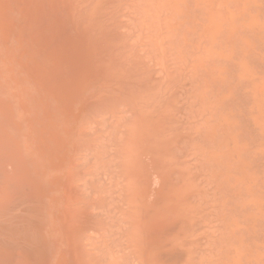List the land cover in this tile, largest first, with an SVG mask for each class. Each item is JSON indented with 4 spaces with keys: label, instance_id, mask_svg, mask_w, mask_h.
<instances>
[{
    "label": "bare ground",
    "instance_id": "1",
    "mask_svg": "<svg viewBox=\"0 0 264 264\" xmlns=\"http://www.w3.org/2000/svg\"><path fill=\"white\" fill-rule=\"evenodd\" d=\"M156 1L148 2L150 6L153 5V10H150L153 11L154 16L151 14L153 17L152 26L149 25L151 29H147L148 26H145L146 28L139 26L142 23L143 26L145 25L143 14L149 13V11L145 13L146 10L144 12L147 4V2L144 4V0H0V264H264V247L259 246V244H264V215H261L264 213V203H262L264 201L259 202L255 198V200L257 199L256 204H243L242 199L239 200L240 198L231 196L224 203L221 195L226 193L225 190H228L226 186L218 184L214 188L209 183L210 187L214 189H208L205 184L202 185L209 167H201V169L199 167L198 169L197 165L201 166V162L204 160L194 156L189 146L182 145L184 140L187 141L185 129L171 126L174 121L171 117L162 116L163 114L160 112L163 107L161 105H159L161 108L158 107V113L153 112V116L150 113L152 108L149 109L152 117H149V124H147V101H155L160 91L158 87L162 82L169 80L172 77V71H174L172 67L174 62L169 60L166 68L162 67L160 63L158 51L160 52L162 48L157 51L158 42H160L157 41V37H159L157 33L158 30L159 33L161 31L158 29V22L161 19L158 17L159 20H156V15H158L156 14ZM245 8L243 7V9ZM192 9L190 8V11ZM256 9L259 10L257 6ZM181 10L182 8H180ZM226 11L228 12V10ZM195 12L203 13L196 10L193 12L195 15ZM231 12L233 14V11ZM233 16L236 17L234 14ZM246 16L248 17V15ZM261 16L260 13L259 17ZM230 17L232 21L236 20H233L232 16ZM147 18L146 16V20ZM191 19L192 16L189 20L191 21ZM201 21L203 22V20ZM147 22L149 23V20ZM246 22L248 23L247 20ZM205 25L208 28V25ZM178 26L180 28L181 25ZM174 27L176 26L174 25ZM228 28L230 29L229 26ZM233 29V31L237 30ZM190 30L191 28L189 32ZM247 31L249 30L247 29ZM224 32L226 33L225 30ZM233 34L231 35L233 36ZM253 35L255 34L253 33ZM259 35L261 36V33ZM173 40H171V46L175 42L180 45L178 40L174 42ZM257 42L259 44V40ZM237 44L239 42L235 45ZM158 47L160 48L161 45ZM174 48L177 49V47ZM228 48L230 50V46ZM256 48L258 47L256 46ZM252 51L259 52L255 47ZM231 53L233 54V52ZM238 56L236 55V57ZM247 56L248 54L245 58ZM203 57L205 59V56ZM163 58H166L164 53ZM208 60L205 59L204 62ZM187 61L189 62V60ZM201 61L203 62L202 59ZM205 64L201 66L206 67L207 64L206 66ZM230 66L232 69V65ZM238 67H236L237 71H239ZM251 67L253 68V66ZM213 71H215L214 68ZM262 72L263 70L259 73ZM186 74L188 75V72ZM245 75L247 76V74ZM248 75L250 74L248 73ZM238 76L240 78V75ZM250 76L252 77V74ZM173 77L175 78V76ZM242 82L244 83V81ZM244 84L242 85L244 86ZM254 85L257 86V84ZM246 86L244 87L246 88ZM249 86L250 84L247 87ZM214 91L216 92V89ZM236 91L238 93L241 90ZM175 92L179 93V90ZM206 92L209 91L206 90ZM242 92L241 95L244 96L248 93L247 91ZM248 94L250 95V93ZM235 95L237 96L236 92ZM249 95H247L248 98ZM244 96L241 97L244 98ZM238 97L241 99L239 93ZM157 99L160 102V98ZM250 99L255 100L256 98L250 97ZM239 101L242 104L244 99ZM177 103L180 104L179 101ZM191 103H194L193 100ZM154 104H152L153 109L157 108V105ZM232 104L231 107H233ZM243 105L245 106V104ZM199 106L201 105L199 104ZM212 106L215 107V105ZM236 106L234 110L237 108ZM238 107L240 109V106ZM227 108L229 107L227 106ZM241 111L239 113L248 112ZM260 114L264 115V112ZM244 115L245 113L240 114L239 117ZM204 116L206 117V115ZM188 119H190L189 116ZM191 124L193 125V123ZM215 125L217 127V124ZM245 125L240 124V127H245ZM169 127H173V130L167 135ZM198 127L201 128V126ZM242 129L244 130V128ZM198 134H194L195 138ZM261 134L256 136H261ZM192 135L191 137L194 139V135ZM239 135H242V130ZM245 136L247 137V134ZM249 142L247 143L249 144ZM248 144L244 143L243 145L248 146ZM244 153L247 155L250 152L245 150ZM230 154L229 157H232ZM260 155L257 154L259 157ZM261 158L253 166L255 170L256 167H259L261 169L259 172L262 173L264 157ZM170 159H173L174 162L171 163ZM180 160L182 162H179ZM196 163L199 164L196 165ZM210 163L213 164V161L211 160ZM204 166L206 167V164ZM224 166L226 169L227 166ZM242 167L244 168V166ZM235 168L234 166L233 173L238 177V173L235 174L238 172L234 171ZM213 169H210L209 173H215L211 171ZM252 170H248L251 172V176L255 172ZM244 172L242 171V174ZM226 176L229 177L228 174ZM235 176H232L234 180ZM251 176L245 184L241 182L247 188L251 186L249 190L242 188L241 184L238 186V188H242L241 191L239 188L240 197H243L246 192L254 196H263V180L260 182V179L258 181V178L256 179L254 176L251 178ZM221 177L224 176L221 175ZM262 177L264 178V175ZM255 179L258 181H256L257 183L254 182ZM216 180L219 181L215 176L214 181ZM201 186L207 188L204 196L203 191L200 190ZM233 188L231 191H234L235 188ZM228 194L230 193L228 192ZM251 199L253 200L252 197ZM220 200L224 204L220 203L222 205H219ZM235 212L239 215V218L236 217L237 222L239 220L238 228L223 236L222 232L227 226L230 224L232 226L230 221L233 219L235 221V216H233ZM225 219L229 222L227 223Z\"/></svg>",
    "mask_w": 264,
    "mask_h": 264
},
{
    "label": "rangeland",
    "instance_id": "2",
    "mask_svg": "<svg viewBox=\"0 0 264 264\" xmlns=\"http://www.w3.org/2000/svg\"><path fill=\"white\" fill-rule=\"evenodd\" d=\"M158 1L160 2L159 4H158ZM162 1V2H161ZM177 1H179V2H177ZM183 1V2H182ZM184 1H186L187 3H185ZM190 0H165V1H163V0H157L156 1V14H158V15H156L157 17H156V20L158 19V17H160L159 19H161L159 22H158V29H160L161 31H160V33H159V30H158V33H157V35L159 36V37H157V41H160V42H158L157 44H158V46H160L161 45V47L159 48L158 46H157V51L158 50H160L161 48H162V50H160V52L158 51V55H159V59H161V61H160V63H161V65H162V67H164V68H166L167 67V63H168V61L170 60V62H174V64H173V70L174 71H172V77H170L169 78V80H167L166 82H162L160 85L161 86H159L158 87V89L160 90L159 91V95H158V97L157 98H160V102L158 101V99L156 98L155 99V101H147V104H148V108H147V110H148V112L146 113V117L148 118H146V121H147V124H149V120H150V118L149 117H152L153 116V112L155 111L156 113H158L157 111H159L158 109V107H160L159 105H161V107H163V108H161L162 109V111L160 112V113H162L161 115L162 116H166V117H171L172 119H173V123H172V125L171 126H175V128H179V129H181V127H182V129H185V132H186V140L187 141H185L184 140V142L186 143H184V142H182V145L183 146H186L187 145V147L189 146V148H190V151H191V153L194 155V156H198V157H200V158H198V159H200V160H204V161H199V162H201V166L200 165H197V164H199V163H196V165H197V167H198V169H199V167H200V169H201V167H203V168H207V167H209V168H207L209 171H210V169H213V164H214V169L213 170H211V171H214L215 173H213V172H210L209 173V171L207 172V175H206V177H205V179L207 180H205L204 179V183L202 184V185H206L207 186V188L208 189H214L215 188V186H217L218 184H220V185H223V186H226V189H228V190H225L226 191V193L224 192L222 195H221V197L224 199L223 200V202L225 203L229 198H231V196H233L234 198H237V199H239V200H241V202H243V204H256L257 202H256V200L257 201H259V202H261L262 200L264 201V198H263V196H264V193H263V196H261V195H259V196H261V197H259V196H254V195H252V194H250V193H248V192H246L244 195H243V197H240V191L242 190V188H244V189H246V190H249L250 189V187H248L247 188V186L245 187V185H243V184H245V182L246 181H248L249 180V176H251V170H252V172L253 171H255L254 173H256V174H254L253 173V175L251 176V178L254 176L255 177V175H256V179L258 178V181H259V179H260V182H262V180H263V182L262 183H264V178L262 177L263 175H264V171H263V169H264V166H262V173L261 172H259L261 169H259V167H256V170H255V162L256 161H259L260 160V158L263 156L264 157V155H262L263 153H264V115L263 114H260V113H263L264 112V53H263V51H264V31H263V29H264V27H262V26H264L263 24V21H264V7H263V5H264V0H201L202 2H203V4H202V2L200 1V0H193V2H189ZM206 3H205V2ZM252 1V2H251ZM259 1V2H258ZM260 1H262L263 2V4H262V2L260 3ZM144 4H146V2H147V4H146V6H145V8H144V12H145V10H146V12L145 13H147V11H149V13H147V14H149V15H147V14H143L144 16V18H143V21H146V22H144L145 23V25L143 26L142 24H140L139 26H141L142 28H146L147 26V29H151V27H149V25L150 26H152L151 24H152V22H153V17L152 16H154V13H152L153 11V5L151 4V6H150V3H151V0H144ZM148 2H150V3H148ZM164 2V3H163ZM174 2V3H173ZM196 2V3H195ZM244 2V3H243ZM247 2V3H246ZM177 3H179V4H177ZM182 3H184L183 5H181ZM200 3V4H199ZM204 3H205V5H204ZM243 4V6H242V4ZM260 3V4H259ZM159 5V7H158V5ZM177 4V5H176ZM253 4V5H252ZM164 7H162V6ZM220 5V6H219ZM234 5V6H233ZM259 5V6H258ZM167 6V7H166ZM183 6V7H182ZM186 6V7H185ZM232 6V7H231ZM236 6V7H235ZM256 6H257V8H259V10L258 9H256ZM261 6H262V9H261ZM152 7V8H151ZM158 7V8H157ZM160 7H162V8H160ZM194 7V8H193ZM203 7H204V10H202L203 9ZM209 7V8H208ZM219 7V8H218ZM222 7V8H221ZM243 7H246L245 9H246V11H245V9H243ZM174 8H175V10H174ZM180 8H182V10L180 11ZM185 8V9H184ZM190 8L192 9L191 11H190ZM249 8H251L250 10H252L253 9V11H251L250 12V10H248ZM150 9H152V10H150ZM165 9H167V10H165ZM255 9V10H254ZM261 9V10H260ZM161 10V11H160ZM164 10V11H163ZM169 10V11H168ZM187 10V11H186ZM199 11V12H203V13H197V12H195L196 13V15L193 13L194 11ZM206 10V11H205ZM226 10H228V12L226 11ZM258 10V11H257ZM159 11V12H158ZM170 11H172V12H170ZM177 11V12H176ZM193 11V12H192ZM231 11H233V14L236 16L235 18H234V16H233V14H232V12ZM248 11V12H247ZM256 11H257V13H256ZM261 11V12H260ZM143 12V13H144ZM177 14H176V13ZM179 12V13H178ZM182 12V13H181ZM190 12V13H189ZM237 12V13H236ZM243 12V13H242ZM247 12V13H246ZM254 12V14H252L251 15V13H253ZM194 15H193V14ZM205 13H208L207 15L205 14ZM227 13V14H226ZM261 13V15L263 16H261V17H259V14ZM151 14H152V16H151ZM170 14H171V16H170ZM185 14V15H184ZM191 15L192 16V19H191V21L189 20L190 18H191V16H189V15ZM197 14H198V16H197ZM202 14V16H200ZM240 14H242V15H240ZM149 18H147V20H149V23L147 22V20H146V16ZM179 15V16H178ZM182 15H184V16H182ZM240 17H239V16ZM245 16V18H244V16ZM246 15H248V17L246 16ZM170 16V17H169ZM175 16V17H174ZM181 16V17H180ZM197 16V17H196ZM200 16V18H198ZM208 18H207V17ZM230 16H232V19L234 20V19H236V20H234V21H232L230 18ZM152 17V18H151ZM165 17V18H164ZM180 17V18H179ZM185 17V18H184ZM195 19H194V18ZM163 18V19H162ZM168 18V19H167ZM171 18V19H170ZM183 18V19H182ZM201 18H203V19H201ZM222 18V19H221ZM226 19V20H224V19ZM253 18V19H252ZM263 20H262V19ZM158 19V20H159ZM165 19V20H164ZM167 19V20H166ZM174 19H175V21H174ZM179 19V20H178ZM187 19V20H186ZM198 19V20H197ZM206 19V20H205ZM213 21V23H215V24H213L212 23V21ZM221 19V21H219ZM239 19V20H238ZM183 20V21H182ZM184 20H185V22H184ZM201 20H203V22L201 21ZM241 20H244V21H241ZM246 20L248 21V23L246 22ZM251 20V21H250ZM254 20V21H253ZM258 20V21H257ZM152 21V22H151ZM165 21V22H164ZM167 21H169V22H171V23H169V22H167ZM208 21V22H207ZM209 21H210V23H209ZM229 21H232V22H229ZM262 21V22H261ZM181 22V23H180ZM192 24H191V23ZM203 24H202V23ZM240 22V23H239ZM243 22V23H242ZM259 22V23H258ZM173 23H175V24H173ZM186 23V24H185ZM199 23H200V26H199ZM207 24L208 25V28H206V25L205 24ZM225 23V24H224ZM234 23V25L232 26V24ZM160 24V25H159ZM164 24H165V27H166V29H165V27H164ZM167 24V25H166ZM169 24H170V26H169ZM172 24H173V27H172ZM181 25L180 26V28H179V26L178 25ZM220 24V25H219ZM237 24V25H236ZM250 24V25H249ZM259 24V25H258ZM261 24V25H260ZM174 25L176 26V27H174ZM184 25V26H183ZM225 25V26H224ZM241 25V26H240ZM252 25H253V27H252ZM254 25H256V26H254ZM146 26V27H145ZM178 26V27H177ZM224 28L223 30H222V28ZM228 26L230 27V29L228 28ZM237 26H238V28H237ZM248 26V27H247ZM161 27V28H160ZM170 27H172V28H170ZM227 29H226V28ZM240 27V28H239ZM164 28V29H163ZM176 28H178V29H176ZM182 28V29H181ZM186 30H185V29ZM191 28V30H190V32H189V29ZM197 28V29H196ZM211 28V29H210ZM233 28H235V29H237V30H235V31H233L234 29ZM250 28V29H249ZM261 28V29H260ZM241 29V30H240ZM245 29H246V31H245ZM247 29L250 31H247ZM260 29V30H259ZM167 30H169L168 32H167ZM175 30V31H174ZM193 30V31H192ZM200 30V31H199ZM201 30H203V31H201ZM207 30V31H206ZM224 30L226 31V33L224 32ZM227 30H229V31H227ZM165 31V32H164ZM192 31V32H191ZM221 31V32H220ZM232 31V32H231ZM240 31V32H239ZM254 31V32H253ZM256 31H257V33H256ZM161 32H163V33H161ZM175 32H176V34H175ZM203 32V33H202ZM217 32H219V33H217ZM246 32V33H245ZM248 32V33H247ZM261 33V36L259 35L260 33ZM189 33V34H188ZM191 33V34H190ZM197 35H196V34ZM200 33H201V35H200ZM212 33V34H211ZM224 33V34H223ZM232 33H234L233 34V36L231 35ZM237 33V34H236ZM244 33V34H243ZM249 33H250V35H249ZM252 33V34H251ZM253 33L255 34V35H253ZM162 34H163V38H164V40H163V38H162ZM167 34V35H166ZM173 34V35H172ZM178 34V35H177ZM180 34V35H179ZM193 34V35H192ZM203 34V35H202ZM218 36H217V35ZM223 34V35H222ZM226 34V35H225ZM246 34V35H245ZM258 36H257V35ZM175 35V36H174ZM182 35V36H181ZM184 35V36H183ZM196 35V36H195ZM199 35H200V37H199ZM209 35H211L210 37H208ZM214 35V36H213ZM249 35V36H248ZM165 36V37H164ZM202 36H203V38H202ZM220 36V37H219ZM226 38H225V37ZM241 36V37H240ZM253 36H255L254 38H256V40H254V38H253ZM168 37V38H167ZM170 37V38H169ZM177 37V38H176ZM186 37V38H185ZM193 37H195V38H193ZM208 39H207V38ZM216 37V38H215ZM252 38L251 40H250V38ZM174 40H173V39ZM185 38V39H184ZM197 38V39H196ZM200 38V39H199ZM218 38V39H217ZM224 38H225V41H224ZM230 38V39H229ZM236 38V39H235ZM247 38V39H246ZM160 39V40H159ZM168 39H170V40H168ZM184 39V40H183ZM196 39V40H195ZM205 39H207V40H205ZM212 39V40H211ZM246 39V40H245ZM263 39V40H262ZM162 40V41H161ZM170 42V44H169V42ZM171 40H173V42L174 41H177L178 42V44H180V45H177L176 44V42H175V44L177 45H175L174 43H173V45L171 46ZM187 40H188V42H187ZM193 42H192V41ZM200 40H203V41H200ZM204 40H205V42H204ZM247 40H248V42H247ZM249 40H250V42H249ZM257 40H259V44H257L258 42H257ZM148 42H149V40H147ZM208 43H207V42ZM217 41H219V42H217ZM234 41H235V43H234ZM253 41V42H252ZM255 41V42H254ZM184 42V43H183ZM186 42V43H185ZM239 42V44H237V45H235L236 43H238ZM241 42H243V43H241ZM161 43V44H160ZM165 43V44H164ZM167 43V44H166ZM182 43V44H181ZM194 43V44H193ZM207 44V46L205 47V45ZM226 43V44H225ZM228 43V44H227ZM231 43V44H230ZM232 43H233V45H232ZM248 43V44H247ZM262 43V44H261ZM169 44V45H168ZM186 44V45H185ZM190 44V46H188ZM197 44H199L198 46H197ZM204 44V46H202ZM209 44V45H208ZM213 44V46H211V45ZM230 44V45H229ZM247 44V45H246ZM252 44V45H251ZM254 44V45H253ZM167 47H166V46ZM175 45V46H174ZM194 45V46H193ZM220 45V46H219ZM224 45V46H223ZM263 45V46H262ZM164 48H163V47ZM178 46H180V47H178ZM209 46V47H208ZM230 46V50H229V47ZM236 46H237V48H240V49H237L236 48ZM246 46H247V48H246ZM256 46L259 48H256ZM263 48H261V47ZM174 47H177V49L176 48H174ZM192 47V48H191ZM211 47V48H210ZM225 49H224V48ZM244 47V48H243ZM248 47H249V50H248ZM252 47V48H251ZM254 47H255V49H257L259 52H257V51H252L253 49H254ZM169 48V49H168ZM196 48V49H195ZM246 48V49H245ZM261 48V49H260ZM173 49V50H172ZM176 49V50H175ZM197 49H198V51H197ZM203 49V50H202ZM206 51H205V50ZM235 49V50H234ZM178 50V51H177ZM182 50V51H181ZM195 50V51H194ZM224 50V51H223ZM234 50V51H233ZM262 50V51H261ZM163 51H165L166 52V56H165V52H163ZM176 53H178V54H176ZM186 51V52H185ZM189 51H190V53H189ZM220 51V52H219ZM247 51H249V52H247ZM168 52V53H167ZM174 54H173V53ZM182 52H184L183 54H182ZM194 52H196V53H194ZM206 52V53H205ZM231 52H233V54L231 53ZM239 52V53H238ZM245 52V53H244ZM163 53H164V57H166V58H163ZM171 53V54H170ZM199 53V54H198ZM201 53H204V54H201ZM217 53V54H216ZM228 55H227V54ZM242 53V54H241ZM182 54V55H181ZM185 54V55H184ZM193 56H192V55ZM197 54H198V56H197ZM213 54V55H212ZM223 54H225V55H223ZM232 54V55H231ZM238 54H240V56H238ZM246 54H248V56H247V58H245L246 57ZM260 54V55H259ZM160 55H162V56H160ZM177 55V56H176ZM183 55H184V57H183ZM226 55H227V57H226ZM236 55L238 56V57H236ZM241 55H243V56H241ZM176 56V57H175ZM179 56H180V58H179ZM182 56V57H181ZM189 56V57H188ZM203 56H205V59L206 60H208V61H206V62H204L205 61V59H204V57ZM208 56V57H207ZM220 56V57H219ZM233 58H232V57ZM251 56V57H250ZM263 56V57H262ZM170 57H171V59H170ZM186 57V58H185ZM197 57H198V60H197ZM201 57H203V58H201ZM212 59H211V58ZM214 57V58H213ZM225 57V58H224ZM236 57V58H235ZM253 57H254V60H253ZM169 58V59H168ZM184 58V59H183ZM192 58V59H191ZM196 58V59H195ZM208 58V59H207ZM235 58V59H234ZM239 58V59H238ZM249 58V59H248ZM252 58V59H251ZM256 58V59H255ZM260 58V59H259ZM261 58H262V60H261ZM166 59V60H165ZM201 59L203 60V62L201 61ZM223 59V60H222ZM225 59H227V60H225ZM241 59V60H240ZM249 61H248V60ZM174 60V61H173ZM187 60H189V62L187 61ZM196 60V61H195ZM202 62H200V61ZM234 60H235V62H234ZM255 60H256V62H255ZM261 60V61H260ZM184 61V62H183ZM186 61V62H185ZM192 61V62H191ZM195 61V62H194ZM224 61H226V62H228V63H226V62H224ZM247 63H246V62ZM259 61H260V63H259ZM177 62V64H175ZM256 64H255V63ZM163 63V64H162ZM181 63V64H180ZM198 63V64H197ZM207 64V66H206V64ZM231 63V64H230ZM236 63H237V65H236ZM244 63V64H243ZM252 63V64H251ZM261 63H263V64H261ZM165 64V65H164ZM178 64H179V66H178ZM193 64V65H192ZM200 64V65H199ZM204 65L205 64V66L206 67H204V66H201V65ZM220 64H221V67H220ZM226 64V65H225ZM246 64V65H245ZM251 64V65H250ZM164 65V66H163ZM199 65V66H198ZM225 65V66H224ZM230 65H232V69H236V70H232L231 69V66ZM242 65V66H241ZM248 65V66H247ZM256 65H258L259 67L260 66H262V67H256ZM176 66V67H175ZM178 66V67H177ZM195 66H196V68H195ZM229 66V67H228ZM238 66H240V67H238ZM244 66V67H243ZM251 66H253V68L251 67ZM190 67V68H189ZM217 67V68H216ZM236 67H238V70L239 71H237V68ZM242 67V68H241ZM246 67V68H245ZM250 67V68H249ZM254 67H256V68H254ZM175 68V69H174ZM185 68V69H184ZM192 68H194V69H192ZM199 68H201L200 70H204V71H200L199 70ZM205 68V69H204ZM209 69V71H208V69ZM211 68V69H210ZM213 68H214V70L215 71H213ZM220 68V69H219ZM183 69H184V72H183ZM243 69V71H241ZM253 69V70H252ZM193 70V71H192ZM196 70V71H195ZM231 70V71H230ZM255 70V71H254ZM257 70V71H256ZM263 70V72L262 73H259V72H261ZM224 71H225V73H224ZM229 71V72H228ZM250 71V72H249ZM188 72V75L190 74V76H192L191 78H190V76H188L186 73ZM198 72V73H197ZM231 72V74H228V73H230ZM234 72H235V76H234ZM239 72H241V73H239ZM243 72H245V73H243ZM175 73V74H174ZM177 73V74H176ZM208 73V74H207ZM238 73V74H237ZM248 73L251 75L252 74V77L250 76V75H248ZM254 73V74H253ZM256 73V74H255ZM179 74H181V75H179ZM195 74V75H194ZM198 74H199V77H198ZM233 74V75H232ZM245 74H247V76L245 75ZM263 74V75H262ZM194 75V76H193ZM201 75V76H200ZM207 75V76H206ZM223 75V76H222ZM228 76V78H227V76ZM238 75H240V78H239V76ZM242 75V76H241ZM244 75V76H243ZM173 76H175V78L173 77ZM189 78V81H188V78ZM210 76V77H209ZM213 76V77H212ZM218 78V80H217V78ZM221 76V77H220ZM256 76V77H255ZM263 77V80H262V77ZM177 77H179V78H177ZM196 77V78H195ZM208 77V78H207ZM225 77V78H224ZM233 77V79H235L234 81H233V79H231ZM244 78V79H242V78ZM246 77H247V79H246ZM255 77V78H254ZM259 79H258V78ZM207 78V79H206ZM210 78H212L211 80H210ZM215 78V79H214ZM250 78H251V80H250ZM186 79H187V81H186ZM220 79V80H219ZM224 79H225V81H224ZM228 79V80H227ZM254 79V80H253ZM191 80V81H190ZM195 81V83H194V81ZM221 80H223L222 82H221ZM262 80V81H261ZM183 81V82H182ZM185 81V82H184ZM204 83H203V82ZM210 83H209V82ZM229 81V82H228ZM233 81V82H232ZM242 81H244V83L245 82H249L248 84H250V88L249 87H247L248 86V84H244ZM252 81V82H251ZM254 81V82H253ZM176 82V83H175ZM181 82H182V84H181ZM191 82V83H190ZM193 82V83H192ZM198 82V83H197ZM206 82H208V83H206ZM215 82V83H214ZM220 82V83H219ZM227 82H228V84H227ZM241 82V83H240ZM258 82V83H257ZM261 82V83H260ZM169 83H170V85H169ZM187 85H186V84ZM232 83V84H231ZM240 83V84H239ZM253 83V84H252ZM165 84V85H164ZM189 84V85H188ZM193 84V85H192ZM204 84V85H203ZM242 84H244V86L245 85H247L246 86V88L242 85ZM254 84H257V86H255ZM222 85V86H221ZM225 85V86H224ZM227 85V86H226ZM238 85H240L239 86V89H238ZM242 85V86H241ZM252 85V86H251ZM165 86H167L166 87V89H165ZM177 86H179L178 88H177ZM183 86V87H182ZM189 86V87H188ZM195 86V87H194ZM203 86V87H202ZM215 86V87H214ZM218 86V87H217ZM229 86V87H228ZM237 86V87H236ZM163 87H164V89H165V91H164V89H163ZM175 87V88H174ZM187 87V88H186ZM190 87H191V89H190ZM198 87V88H197ZM207 87H209V88H207ZM220 87H222V88H220ZM226 87V88H225ZM240 87H242V88H240ZM168 88V89H167ZM195 88V89H194ZM200 88V89H199ZM236 88V89H235ZM246 90H245V89ZM174 89H175V91H178L179 90V93H176L175 91H174ZM181 89H183V90H181ZM216 89V92L214 91ZM218 89V90H217ZM228 89H230V90H228ZM235 89V90H234ZM251 89V90H250ZM162 90H163V93H162ZM167 90V91H166ZM174 92H173V91ZM182 92H181V91ZM187 90V91H186ZM189 90V91H188ZM206 90H208L209 92V94L206 92ZM233 90V91H232ZM236 90H238V91H240V92H238L239 93V96L241 97H243L244 95L242 94L241 95V93H243L242 91H247L248 93H250V95L247 93V94H245V96H244V98H242L241 97V99L238 97V93H237V91ZM249 90V91H248ZM256 90V91H255ZM168 91H169V94H168ZM171 91V92H170ZM186 91V92H185ZM213 91V92H212ZM219 91V92H218ZM221 91V92H220ZM232 91V92H231ZM262 91V92H261ZM183 92H185V93H183ZM187 92H189V93H187ZM196 92V93H195ZM197 92H199V93H197ZM211 92V93H210ZM229 92V93H228ZM235 92H236V94H237V96L235 95ZM170 93H171V95H174V96H171L170 95ZM194 93V94H193ZM206 93V94H205ZM231 93V94H230ZM253 93H256V94H253ZM167 94V95H166ZM182 96H181V95ZM189 94V95H188ZM228 94V95H230V97H228V95H227V97H226V95ZM233 94V95H232ZM180 95V96H179ZM197 95V96H196ZM206 95V96H205ZM208 95V96H207ZM214 95V96H213ZM224 95V96H223ZM247 95H249V98L247 97ZM252 95H255L254 97L252 96ZM262 95V96H261ZM199 96H200V98H199ZM203 96V97H202ZM210 96V97H209ZM213 96V97H212ZM258 96V97H257ZM169 97H171V98H169ZM174 97V98H173ZM176 97V98H175ZM181 97V98H180ZM222 97V98H221ZM247 99H246V98ZM250 97L252 98V99H255V100H251L250 99ZM191 98V99H190ZM193 98V99H192ZM195 98H197V99H195ZM203 100H202V99ZM221 99V100H219V99ZM225 98V100H223ZM227 98H229V99H227ZM230 98H231V100H230ZM237 98H238V102H237ZM179 99V100H178ZM185 99V100H184ZM206 99V100H205ZM235 99H236V101H235ZM243 99H244V101H243ZM251 100V102H250V100ZM162 100V101H161ZM167 100H169V101H167ZM192 100H193V102L194 103H191L192 102ZM195 100V101H194ZM205 100V101H204ZM219 100V101H218ZM229 100V101H228ZM234 102H233V101ZM239 100H242L243 102H242V104L240 103V101ZM246 100H248V102H246ZM167 101V102H166ZM179 101V103L180 104H178L177 102ZM224 101V102H223ZM231 101V102H230ZM153 102V103H152ZM154 102H155V104H154ZM171 104H170V103ZM173 102H174V105H173ZM198 102H200V103H198ZM225 102H227V103H225ZM232 102H233V104L234 103H236V105H238V106H240V109H239V107L238 106H236V105H233L232 104ZM254 102V103H253ZM162 103V104H161ZM183 103V104H182ZM208 103H210V104H207ZM247 103V104H246ZM259 103V104H258ZM152 104H154L155 106L157 105V108H155V109H153L154 107H153V105ZM166 104V105H165ZM170 104V105H169ZM199 104L201 105V106H199ZM220 104V105H219ZM222 104V105H221ZM225 106H224V105ZM232 104V106L233 107H231L230 105ZM243 104H245V106L246 105H248V106H246V108H248V109H246L245 108V106L243 105ZM180 105V106H179ZM183 107H182V106ZM186 105V106H185ZM194 105V106H193ZM203 105V106H202ZM212 105H215V107L214 106H212ZM251 105V106H250ZM252 105H254V107H252ZM256 105V106H255ZM178 106V107H177ZM212 106V107H211ZM223 106V107H222ZM227 106L230 108H227ZM237 107V108H235V110H234V107ZM252 107V109H250V107ZM258 106V107H257ZM262 106H263V109H262ZM176 107V108H175ZM182 107V108H181ZM194 107V108H193ZM202 107V108H201ZM204 107H206V108H204ZM220 107V108H219ZM223 109H222V108ZM226 107V108H225ZM241 107H243V108H241ZM152 108V109H151ZM166 108V109H165ZM186 108V109H185ZM213 108V109H212ZM233 108V109H232ZM149 109H151L150 110V113H151V115H150V113H149ZM176 109H179V110H176ZM181 109V110H180ZM191 109V110H190ZM204 109V110H203ZM215 109H217V110H215ZM229 109V110H228ZM237 109V110H236ZM244 109H246V110H244ZM250 109V110H249ZM256 109V110H255ZM258 109H260V111H258ZM165 110V111H164ZM167 110H168V112H167ZM169 110H171V111H173V112H169ZM187 110H188V112H187ZM192 111L191 113H190V111ZM200 110V111H199ZM203 110V111H202ZM219 110V111H218ZM221 110H224V111H221ZM234 110V111H233ZM248 111L247 113L246 112H243V113H245V115L244 116H240L239 117V115L240 114H242L243 115V113H239V111ZM253 110H254V114H253ZM183 111V112H182ZM199 111V112H198ZM211 111V112H210ZM213 111H215V112H213ZM241 111V112H242ZM257 111V112H256ZM166 112H167V114H166ZM186 112V113H185ZM236 114H235V113ZM149 113V114H148ZM159 113V114H160ZM174 113V114H173ZM177 113V114H176ZM185 113V114H184ZM189 113V114H188ZM210 113V114H209ZM214 113V114H213ZM237 113H238V115H237ZM250 113V114H249ZM166 114V115H165ZM201 114V115H200ZM208 114V115H207ZM216 114V115H215ZM229 114V115H228ZM256 114V115H255ZM258 114V115H257ZM174 117H172V116ZM187 115V116H186ZM191 115V116H190ZM192 115H194V117H192ZM196 115V116H195ZM203 115V116H202ZM204 115H206V117L204 116ZM221 115V116H220ZM223 115V116H222ZM235 115H237V116H235ZM250 115V116H249ZM256 116V118L254 119V117ZM260 115V116H259ZM176 116V117H175ZM177 116H179V117H177ZM188 116H189V118L191 119H188ZM211 116V117H210ZM218 116V117H217ZM253 116V117H252ZM184 119H183V118ZM201 117V118H200ZM203 117V118H202ZM225 117H226V119H225ZM243 117H245V118H243ZM252 117V118H251ZM196 118V119H195ZM219 120H218V119ZM224 118V119H223ZM232 118V119H231ZM178 119H180L179 120V122H178ZM193 119V120H192ZM203 119H205V120H203ZM228 119V120H227ZM231 119V120H230ZM237 119V121H235ZM246 119V120H245ZM252 119V120H251ZM254 119V120H253ZM257 119V120H256ZM262 119H263V122H261L262 121ZM183 120V121H182ZM197 120V121H196ZM200 120V121H199ZM211 120V121H210ZM229 120H230V122H229ZM241 120V121H240ZM175 121H177V122H175ZM210 121V122H209ZM213 121V122H212ZM219 121V122H218ZM223 121V122H222ZM233 121V122H232ZM239 121V122H238ZM247 121H250V122H247ZM252 121V122H251ZM256 121H258V122H256ZM193 123V125L191 124V123ZM194 122H195V126H194ZM208 122H209V124H208ZM212 122V123H211ZM220 122H221V124H220ZM224 122H226V123H224ZM228 122V123H227ZM235 122H236V124H237V126H236V124H235ZM254 122V123H253ZM256 122V123H255ZM176 123V124H175ZM186 123V124H185ZM187 123H188V125H187ZM217 124V127H216V125L215 124ZM233 123H234V125H233ZM246 123H250V124H246ZM263 124V125H261V124ZM179 124H180V126H179ZM199 124H201V125H199ZM207 124V125H206ZM226 124V125H225ZM240 124L242 125L243 124V126L245 125V127H240ZM253 124V125H252ZM201 126V128L200 127H198V126ZM212 126L211 128H210V126ZM255 125V126H254ZM186 126H188V127H186ZM194 126V127H193ZM207 126V127H206ZM233 126V127H232ZM235 126V127H234ZM252 126H253V129H251L252 128ZM190 127V128H189ZM193 129H192V128ZM223 127V128H222ZM237 127V128H236ZM263 127V128H262ZM173 127H169V129H167V135H169V133H171V130H173L172 129ZM214 128V129H213ZM242 128H244V130L242 129ZM247 128V129H246ZM259 128V129H258ZM261 128V129H260ZM187 129V130H186ZM189 129V130H188ZM202 129V130H201ZM204 129V130H203ZM229 129V130H228ZM233 131H232V130ZM257 129V130H256ZM191 130H192V132H191ZM207 130V131H206ZM217 130V131H216ZM225 130V131H224ZM238 130H239V133H238ZM241 130H242V135H239V134H241ZM248 130V131H247ZM253 130V131H252ZM257 131V132H255V131ZM201 131V132H200ZM210 131V132H209ZM224 131V132H223ZM235 131V132H234ZM244 131V132H243ZM250 131H251V133H250ZM195 132V133H194ZM204 132H206L205 134H204ZM230 132V133H229ZM245 132H249V133H245ZM253 132H255V133H253ZM261 132H262V134H261ZM194 135H196V134H201V135H197L196 136V138H195V135H194V139H192L193 137H191V135L192 134ZM214 133H216L217 135H218V137H217V135L216 134H214ZM222 133V134H221ZM189 134V135H188ZM225 134H227V135H225ZM245 134H247V137L245 136ZM251 134V135H250ZM261 134V136H256V135H260ZM192 135V136H193ZM205 135H207L206 137H205ZM211 136V137H209V136ZM221 135V136H220ZM225 135V136H224ZM238 135V136H237ZM248 135H250V139L248 138ZM254 137H253V136ZM166 136V135H165ZM228 136V137H227ZM188 137H190V138H188ZM200 137H201V140H200ZM214 137V138H213ZM260 137V138H259ZM199 138V139H198ZM216 138V139H215ZM218 138H221V139H218ZM225 138V139H224ZM227 138V139H226ZM233 138V139H232ZM239 138H241V139H239ZM245 138V139H244ZM256 138H257V140H256ZM197 139V140H196ZM203 139L205 140L204 142H205V144H204V142H203ZM208 139V140H207ZM213 139V140H212ZM253 139V140H252ZM256 140V142H254L255 140ZM261 139H263V140H261ZM194 140V141H193ZM207 140V141H206ZM209 140H211L210 142H209ZM219 140V141H218ZM237 140V141H236ZM248 140H250L251 142H249ZM259 140V141H258ZM191 141V142H190ZM213 141V142H212ZM229 141V142H228ZM233 142V144H232V142ZM240 141V142H239ZM253 141V142H252ZM261 141V142H260ZM187 142H188V144H187ZM199 144H198V143ZM207 142H208V145H207ZM215 142V143H214ZM247 142H249V144L251 145H249ZM184 143V144H183ZM203 143V144H202ZM248 144V146L247 145H243V144ZM190 144V145H189ZM192 144V145H191ZM194 144V145H193ZM222 144H223V146H222ZM234 144H236V145H234ZM238 144V145H237ZM252 144H255L256 146H253ZM182 145H180V146H182ZM204 147H203V146ZM207 145V146H206ZM240 145V146H239ZM259 145V146H258ZM182 146V147H183ZM192 146H194V147H192ZM200 146H201V148H200ZM214 146V147H213ZM217 146V147H216ZM228 146V147H227ZM237 146V147H236ZM244 146H245V148H244ZM247 146V147H246ZM216 147V148H215ZM220 147V148H219ZM240 147H241V150H243L244 152H245V150H246V152H250L249 154L247 153V155H246V153H244V152H242L241 150H240ZM243 147V148H242ZM253 147V148H252ZM215 148V149H214ZM217 148H219V149H217ZM227 148H229V149H227ZM238 148V149H237ZM193 149V150H192ZM210 149V150H209ZM213 149V150H212ZM233 149H234V151H233ZM247 149H248V151H247ZM253 150V151H250V150ZM259 149H261V150H259ZM202 150H203V152H202ZM216 150V151H215ZM258 150V151H257ZM262 150H263V152H262ZM228 151V152H227ZM199 152V153H198ZM202 152V153H201ZM213 152V153H212ZM215 152V153H214ZM220 152V153H219ZM238 152V153H237ZM240 152V153H239ZM259 152V153H258ZM209 153V154H208ZM222 153V154H221ZM224 153H225V155H224ZM229 153H231V154H233V155H231L230 154V156H232V157H229ZM252 153V154H251ZM199 154V155H198ZM221 156H220V155ZM239 154V155H238ZM245 156H244V155ZM257 154L258 155H260V157L259 156H257ZM212 155V156H211ZM249 155H250V157H249ZM252 155V156H251ZM206 156V157H205ZM220 156V157H219ZM237 156V157H236ZM243 156V157H242ZM247 156V157H246ZM257 156V157H256ZM205 157V158H204ZM209 157V158H208ZM214 157V158H213ZM219 157V158H218ZM227 157H229V158H227ZM237 159H236V158ZM238 157H239V159H238ZM241 157V158H240ZM245 157V158H244ZM253 157V158H252ZM254 157H255V159H254ZM201 158H204V159H201ZM211 158V159H210ZM227 158V159H226ZM234 158V159H233ZM251 158V159H250ZM259 158V159H258ZM221 161H219V160ZM226 159V160H225ZM246 159V160H245ZM248 159H250V160H248ZM253 159H254V161H253ZM262 159V158H261ZM211 160L213 161V164L212 163H210L211 162ZM231 160V161H230ZM234 160H235V162H240V163H238V164H236L235 162H234ZM170 161H171V163H173L174 161H173V159H170ZM169 161V162H170ZM208 161V162H207ZM215 161V162H214ZM226 162V164H225V162ZM230 161V162H229ZM244 161V162H243ZM179 162H182L181 160L179 161ZM204 162H205V164H206V167L204 166L205 164H204ZM217 162V163H216ZM218 162H220V163H218ZM243 162V163H242ZM247 162H248V165H247ZM251 162H253L252 164H251ZM208 163V164H207ZM204 164V165H203ZM235 164V165H234ZM242 164V165H241ZM203 165V166H202ZM209 165V166H208ZM212 165V166H211ZM220 165H222V166H220ZM224 165H226L227 167H226V169H225V166ZM230 167H229V166ZM238 165H240V166H238ZM254 165V166H253ZM211 166V167H210ZM234 166L236 167L235 168V170L234 171H238V172H236L235 174H237V176L238 177H236L235 175H234V173H233V169H234ZM242 166H244V168L242 167ZM245 166H247V167H245ZM249 166V167H248ZM219 167H220V169H219ZM240 167V168H239ZM253 167V168H252ZM222 168V169H221ZM230 168V169H229ZM238 168V169H237ZM247 170H246V169ZM249 168V169H248ZM251 168V169H250ZM218 169V170H217ZM225 169V170H224ZM220 170V171H219ZM222 170V171H221ZM239 170H242L244 173V175L242 174V171H239ZM248 170H250V171H248ZM228 171V172H227ZM232 171V172H231ZM258 171V172H257ZM230 172H231V174H230ZM248 174H247V173ZM217 173V174H216ZM225 173H226V175L228 174L229 175V177L228 176H226L225 175ZM241 173V174H240ZM259 173H261V174H259ZM214 174V175H213ZM239 174H240V176H241V178L239 177ZM209 175V176H208ZM210 175H212V176H210ZM219 175V176H218ZM221 175L222 176H224V177H221ZM246 175V176H245ZM215 176H216V178L219 180V181H214V179H215ZM232 176H235L236 177V179L234 180V178H232ZM211 177V178H210ZM220 177V178H219ZM246 177V178H245ZM224 180H226V181H224ZM228 178V179H227ZM244 178V179H243ZM210 179H211V181H210ZM232 179V180H231ZM255 179V181L254 182H256L257 180ZM210 182H209V181ZM228 180V181H227ZM230 180V181H229ZM212 181H213V183H212ZM236 181V182H235ZM240 181V182H239ZM257 181V182H258ZM208 184H207V183ZM224 182H226V183H224ZM228 182V183H227ZM232 182V183H231ZM241 182L243 183V184H241ZM256 182V183H257ZM209 183H211V187H214V188H211L210 187V185H209ZM231 183V184H230ZM238 183V184H237ZM226 184V185H225ZM229 184V185H228ZM243 185V186H241V185ZM209 185V186H208ZM228 185V186H227ZM232 185H233V187H234V185H235V189L232 187ZM253 185H255L254 183H253ZM236 186H237V189H236ZM238 186H241L242 188H240V191H239V188H238ZM228 187V188H227ZM234 189V191H231L232 190V188ZM202 188H206V187H204V186H201L200 187V190H201V192L203 193V196L204 195H206L205 193L207 192V188L206 189H202ZM231 188V189H230ZM238 192V197H237V195H236V191ZM228 192L230 193V194H228ZM231 192H233V193H231ZM235 192V193H234ZM230 196H228V195ZM231 194H233V195H231ZM246 195V196H245ZM252 195V196H251ZM220 197V198H221ZM251 197L253 198V200L251 199ZM246 198V200H244V199ZM255 198H257L256 200H255ZM249 200H250V202H249ZM252 200V201H251ZM222 202V200H220V202H218V204L219 205H222V204H224ZM240 202V201H239ZM238 202V203H239ZM255 202V203H254ZM220 203H222V204H220ZM262 203H264V202H262ZM213 211L215 212V210L213 209ZM264 215V213H261V215ZM262 215V216H263ZM233 216H235V221H233V220H231L230 221V223L232 222V226H231V224L230 225H226L227 226V228L225 229V231L224 232H222V235L223 236H225V235H227V232H229V231H233V230H237V228H238V223H239V220H238V222H237V220H236V217H238L239 218V215L237 214V212H235V215L233 214ZM226 218V217H225ZM226 219H228V218H226ZM225 219V220H226ZM226 222L228 223L229 221L228 220H226ZM235 222V223H234ZM237 222V223H236ZM237 224V225H236ZM234 227V228H233ZM231 228H232V230H231ZM230 229V230H229ZM242 242V241H241ZM243 243V242H242ZM239 246H240V248H242L241 247V244H239ZM259 246L261 247V248H263L264 247V244H259ZM259 247V248H260ZM264 249V248H263Z\"/></svg>",
    "mask_w": 264,
    "mask_h": 264
}]
</instances>
